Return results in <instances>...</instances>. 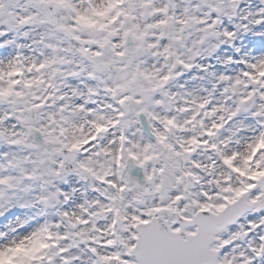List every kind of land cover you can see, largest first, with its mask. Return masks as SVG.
Segmentation results:
<instances>
[{"label":"snow or ice","instance_id":"obj_1","mask_svg":"<svg viewBox=\"0 0 264 264\" xmlns=\"http://www.w3.org/2000/svg\"><path fill=\"white\" fill-rule=\"evenodd\" d=\"M240 4L0 0V217L25 210L0 264H264V39L235 44L264 0Z\"/></svg>","mask_w":264,"mask_h":264},{"label":"rangeland","instance_id":"obj_2","mask_svg":"<svg viewBox=\"0 0 264 264\" xmlns=\"http://www.w3.org/2000/svg\"><path fill=\"white\" fill-rule=\"evenodd\" d=\"M259 0H241L240 7L245 10H255L257 7H259ZM231 28V25H229ZM257 32H264V24L258 25L255 27H251L248 32H241L239 34V38L237 39L240 45H243L241 47V51L243 52L245 49L255 53L256 49L255 48H250L249 45L250 43H256L257 45L259 44L261 39H264V37H259L255 35ZM223 50V48H221ZM225 54H227L225 52ZM206 63H214V61H205ZM221 66L219 64H215V69H220ZM229 71L231 70L230 68L228 69ZM195 72V70H193ZM193 75V73H187L185 76V79L189 76ZM25 210L23 209H12L10 212L5 213L3 217H0V231L3 230V226L5 223H7L9 220H14L16 216H21L23 217Z\"/></svg>","mask_w":264,"mask_h":264}]
</instances>
